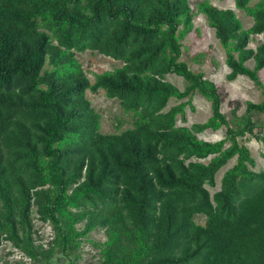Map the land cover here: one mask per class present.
Returning a JSON list of instances; mask_svg holds the SVG:
<instances>
[{"label": "trees", "instance_id": "16d2710c", "mask_svg": "<svg viewBox=\"0 0 264 264\" xmlns=\"http://www.w3.org/2000/svg\"><path fill=\"white\" fill-rule=\"evenodd\" d=\"M234 5L252 18L248 28L210 0L195 12L188 0H0V245L28 258L13 264H79L97 229L105 236L93 242L98 264H264V170L253 169L243 142L264 144L256 126L264 41L249 46L264 34V0ZM197 13L224 50L226 78L245 75L260 91L240 114L238 100L223 112L226 93L181 59ZM86 50L122 65L91 82L76 56ZM167 74L182 77L183 88ZM100 89L131 126L101 132L86 97ZM194 93L210 116L177 125ZM171 98L179 102L166 109ZM221 127V139L197 135ZM232 158L211 193L206 186ZM34 215L51 227L46 245L36 240ZM0 264H8L1 255Z\"/></svg>", "mask_w": 264, "mask_h": 264}, {"label": "rangeland", "instance_id": "374dc122", "mask_svg": "<svg viewBox=\"0 0 264 264\" xmlns=\"http://www.w3.org/2000/svg\"><path fill=\"white\" fill-rule=\"evenodd\" d=\"M193 12L196 11V5L199 0H188ZM210 2L219 8H231L241 20L243 28H248L252 24V18L245 14L243 10L237 9L234 5V0H210ZM193 30L184 38L182 44L181 59L185 60L193 71H202L206 78L212 80L217 84L219 89L226 93V98L222 103L221 110L225 113L230 108L229 103L238 100L241 104L238 113H242L245 108V102L250 100L259 102L262 98L259 89H257L253 82L245 75H238L234 80H228L226 74L229 68L224 62L225 54L218 40L214 36L213 29L208 25L205 17L201 14H195L193 18ZM259 41H264V34L253 35L249 41V46L254 48ZM199 52H206V57L203 63H197L190 58ZM76 56L81 62L82 67L91 82L94 80L96 73L105 70H112L115 67L122 65L118 60L99 54L95 51L86 50L84 52H77ZM251 65V63L249 64ZM259 77L264 83V68L259 71ZM166 80L175 84L180 89L183 88L184 82L182 77L176 74H167ZM86 97L90 100L91 106L101 115V132L110 133L120 131L131 126L129 116L126 115L118 100L108 98L102 89L93 93L86 91ZM183 100H186L183 99ZM179 100L171 98L166 106V109L173 104L178 103ZM190 106L186 107L185 119L178 116L176 120L177 125L190 126L194 122H204L211 114L210 104L200 94L194 93L192 95ZM121 123V124H120ZM120 124V125H119ZM258 129L264 131V115H261L256 124ZM225 127L218 130L207 129L199 134L201 139L215 141L224 136ZM244 144L248 146L251 156L254 158L255 171L264 170V144L261 140L252 136H246L243 139ZM208 159L202 161L206 162ZM235 162V158L230 159L224 166H222L215 175L216 185L214 187L206 186L211 193L219 189L220 179L223 172ZM196 221L204 222V216H196ZM35 237L37 242L44 245L52 237V230L48 223L39 221L34 215ZM105 238L103 230L97 229L90 233L89 240L85 241L82 246V257L79 264H98L99 256L98 249L93 242L103 241ZM0 255L2 262L13 264L15 261H28L20 251L15 249L10 242L3 241L0 245Z\"/></svg>", "mask_w": 264, "mask_h": 264}]
</instances>
